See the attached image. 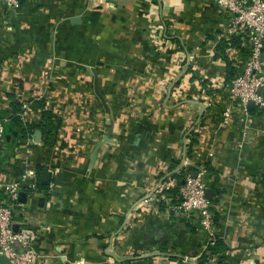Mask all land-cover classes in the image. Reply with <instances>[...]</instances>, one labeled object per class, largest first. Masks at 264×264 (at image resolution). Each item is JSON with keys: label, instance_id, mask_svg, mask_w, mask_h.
Returning <instances> with one entry per match:
<instances>
[{"label": "crops", "instance_id": "crops-1", "mask_svg": "<svg viewBox=\"0 0 264 264\" xmlns=\"http://www.w3.org/2000/svg\"><path fill=\"white\" fill-rule=\"evenodd\" d=\"M245 42L213 0H0V113L61 118L46 142L11 124L0 155L1 180L35 172L14 219L40 264H198L211 234L156 192L198 164L224 260L264 264V109L221 114Z\"/></svg>", "mask_w": 264, "mask_h": 264}, {"label": "built area", "instance_id": "built-area-1", "mask_svg": "<svg viewBox=\"0 0 264 264\" xmlns=\"http://www.w3.org/2000/svg\"><path fill=\"white\" fill-rule=\"evenodd\" d=\"M7 2L18 5L19 0ZM213 2L228 16L230 30L236 28L246 30L247 51L243 68L240 72L232 74L227 82L230 103L221 111L223 118L227 119L235 109L245 111L248 102H252L258 109L264 108V95L261 92L264 85V68L260 58L264 49V0H213ZM6 121L7 116L0 117V155L5 144ZM206 173V166L198 164L193 170L187 171L178 186L173 180L159 183L156 192L162 195L164 190L176 186L175 192L166 191L162 196L163 199H167L169 209L184 221L209 231L211 234L209 242H212L215 236L210 202L205 194ZM34 177L35 172L27 169L18 180L0 179V189L6 195L5 201H0V254L7 256L14 264H40V255L35 247L34 228L29 226L25 219L20 221L14 219L15 207L20 205L17 202V193L23 186L31 190L36 189Z\"/></svg>", "mask_w": 264, "mask_h": 264}, {"label": "trees", "instance_id": "trees-1", "mask_svg": "<svg viewBox=\"0 0 264 264\" xmlns=\"http://www.w3.org/2000/svg\"><path fill=\"white\" fill-rule=\"evenodd\" d=\"M233 43H236V39L231 40L230 44H233ZM232 74L231 75L229 74L228 80L232 76ZM36 107L40 108V116H41L40 121L38 123H34V124L29 123V124L24 125L23 123H21V120H20L19 115H18L20 108L18 107V105L14 104L13 114H11L9 117L7 116L8 121H6L4 123L5 134L9 132L10 127L12 126L11 124H13V125H15L16 130H18L19 133L23 137H27L28 135L32 134L34 132V130H36V129H40L42 131V142H46V141H48V139L53 137L54 134L57 132L59 126H60V123H61L60 116L57 115L54 111H52L50 109H45L44 104L40 101L36 102ZM254 108H257V107L254 106ZM262 109H264V108H262ZM3 116L5 117L4 114L0 113V117H3ZM189 133L192 137V133L191 132H189ZM192 143H193L192 138H190V141L185 145L186 146L185 147L186 156L189 155V153H190L189 148L192 145ZM176 163H177V161L173 162L172 166L170 167V170H172L174 168ZM188 170H189V167H184V166L180 167L176 170L171 171L169 173V177L174 178L175 179V185L178 186L180 183H182V180L184 179V176ZM166 191L175 192L176 186L169 188V190H164V192H166ZM211 241L212 242L207 243L205 250L200 254L202 259L198 262V264H205L204 261H205V255H206L205 252L206 251L210 254H216L217 255L216 264H228L224 260V256H223V253L227 248L224 241L221 238H218L217 236L214 237Z\"/></svg>", "mask_w": 264, "mask_h": 264}, {"label": "water", "instance_id": "water-1", "mask_svg": "<svg viewBox=\"0 0 264 264\" xmlns=\"http://www.w3.org/2000/svg\"><path fill=\"white\" fill-rule=\"evenodd\" d=\"M78 18L75 17V18H72V21L74 20H77ZM94 86H95V89H96V93L97 95L99 96V98L104 102L103 100V97L99 91V88H98V81H97V78H95L94 80ZM252 106V102H248L247 105H246V108H249ZM41 135H42V131L40 129H36L35 130V133H34V140L35 141H40L41 140ZM194 175V172L192 173ZM205 194L207 197H210V189H205ZM0 264H14L13 262H11V260L5 256L4 254H0Z\"/></svg>", "mask_w": 264, "mask_h": 264}, {"label": "rangeland", "instance_id": "rangeland-1", "mask_svg": "<svg viewBox=\"0 0 264 264\" xmlns=\"http://www.w3.org/2000/svg\"><path fill=\"white\" fill-rule=\"evenodd\" d=\"M7 1V0H6Z\"/></svg>", "mask_w": 264, "mask_h": 264}]
</instances>
